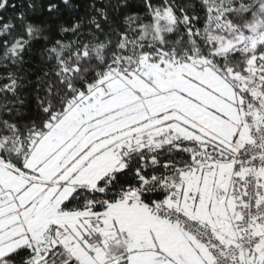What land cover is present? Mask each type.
I'll list each match as a JSON object with an SVG mask.
<instances>
[{
    "label": "snow or ice",
    "instance_id": "snow-or-ice-1",
    "mask_svg": "<svg viewBox=\"0 0 264 264\" xmlns=\"http://www.w3.org/2000/svg\"><path fill=\"white\" fill-rule=\"evenodd\" d=\"M0 264H264V0H0Z\"/></svg>",
    "mask_w": 264,
    "mask_h": 264
}]
</instances>
